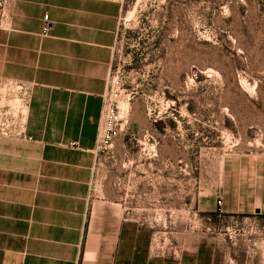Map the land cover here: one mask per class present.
Listing matches in <instances>:
<instances>
[{
  "label": "rangeland",
  "instance_id": "374dc122",
  "mask_svg": "<svg viewBox=\"0 0 264 264\" xmlns=\"http://www.w3.org/2000/svg\"><path fill=\"white\" fill-rule=\"evenodd\" d=\"M112 1L96 130L112 141H95L89 202L114 201L117 176L149 248L200 243L213 264H264V0ZM13 12V0H0V29L12 27ZM44 15L41 37L50 33ZM35 83L0 74V136L29 137Z\"/></svg>",
  "mask_w": 264,
  "mask_h": 264
},
{
  "label": "crops",
  "instance_id": "0c3cea01",
  "mask_svg": "<svg viewBox=\"0 0 264 264\" xmlns=\"http://www.w3.org/2000/svg\"><path fill=\"white\" fill-rule=\"evenodd\" d=\"M13 10L12 27L0 29V74L36 83L29 137L0 136V264H213L200 243L180 253L149 248L117 176L114 201L89 202L117 4L13 0ZM44 14L50 33L41 37Z\"/></svg>",
  "mask_w": 264,
  "mask_h": 264
},
{
  "label": "built area",
  "instance_id": "2783aa9c",
  "mask_svg": "<svg viewBox=\"0 0 264 264\" xmlns=\"http://www.w3.org/2000/svg\"><path fill=\"white\" fill-rule=\"evenodd\" d=\"M47 27L44 26V30H46ZM9 84L11 86H13V88L17 89L19 92L21 90H23V93L26 92L29 88L31 89V84L29 82H25V81H21V80H8ZM28 98H29V94H28ZM26 107H27V103H26ZM111 138L109 136L107 137H99L98 140H96V147L98 149V147L101 146H105L107 143H111ZM70 145L75 146L77 145V142L75 141H71ZM122 181V180H120ZM120 181H118V183L120 184ZM218 205H221L222 201L221 199L217 200ZM152 249V248H151ZM173 252H175V250H171Z\"/></svg>",
  "mask_w": 264,
  "mask_h": 264
},
{
  "label": "water",
  "instance_id": "95a60500",
  "mask_svg": "<svg viewBox=\"0 0 264 264\" xmlns=\"http://www.w3.org/2000/svg\"><path fill=\"white\" fill-rule=\"evenodd\" d=\"M255 211H259V208H258V207H256Z\"/></svg>",
  "mask_w": 264,
  "mask_h": 264
},
{
  "label": "flooded vegetation",
  "instance_id": "af4514ba",
  "mask_svg": "<svg viewBox=\"0 0 264 264\" xmlns=\"http://www.w3.org/2000/svg\"><path fill=\"white\" fill-rule=\"evenodd\" d=\"M115 184H117V182H115Z\"/></svg>",
  "mask_w": 264,
  "mask_h": 264
}]
</instances>
